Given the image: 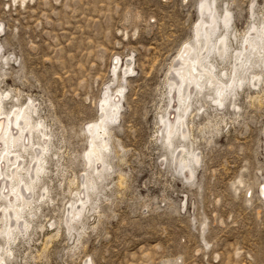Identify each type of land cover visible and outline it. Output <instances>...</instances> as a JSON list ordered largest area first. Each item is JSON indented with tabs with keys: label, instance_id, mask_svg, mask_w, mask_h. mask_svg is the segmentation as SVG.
<instances>
[{
	"label": "rangeland",
	"instance_id": "1",
	"mask_svg": "<svg viewBox=\"0 0 264 264\" xmlns=\"http://www.w3.org/2000/svg\"><path fill=\"white\" fill-rule=\"evenodd\" d=\"M202 1L0 0L3 111L32 102L50 138L49 198L9 264H264V72L259 85L236 89V108L201 97L184 118L190 137L164 142L170 66L208 20ZM215 6L218 17L230 13L232 52L264 25V0ZM219 63L229 74L231 63ZM107 89L121 98L99 182L85 158L87 126ZM183 147L191 177L177 161ZM85 174L97 181V200L69 232Z\"/></svg>",
	"mask_w": 264,
	"mask_h": 264
},
{
	"label": "bare ground",
	"instance_id": "2",
	"mask_svg": "<svg viewBox=\"0 0 264 264\" xmlns=\"http://www.w3.org/2000/svg\"><path fill=\"white\" fill-rule=\"evenodd\" d=\"M215 2L216 0L201 2L199 9L207 13L208 20L205 21L202 17L197 22L193 29L192 41L181 46L170 66L168 79L170 102L165 111L163 110L165 120H161L162 128H164V142L167 145L177 134L183 140L190 137L189 129L193 125L188 126L190 128L187 126L184 128V118L186 119L185 115L189 114L194 104L200 103L201 97L208 99L215 106H221L227 100H231L230 106L236 108L235 103H232L235 95L238 94L236 89L241 88L242 84L253 88L262 81L264 25L259 29L251 26L247 34H244L240 50L232 52L233 47H230L226 34L230 28V13L226 10L224 18L218 17ZM218 19H220V26H217ZM219 61L222 64L228 61L231 63L229 74L226 73L227 70H222L224 67L220 68ZM117 64L115 63L114 70ZM124 68V74L131 71L127 65ZM108 94L107 89L98 104L97 120L87 126L90 138L85 158L87 157L89 164H94L96 180L99 182L104 180V152L109 150L106 125L109 121L117 120L121 90H117L112 96ZM3 95L0 93V239L2 240L0 264H9L13 259V251L17 243L30 239L29 232L33 230L36 215L41 210L45 199L49 198L48 186L43 178L49 179L45 169V155L49 150L50 138L47 132L48 126H45L46 124L44 125L40 119L34 121L32 116L35 115L37 108L32 102L29 106L15 108L7 114L3 111V102L9 98L10 94ZM113 96L115 97L112 98ZM258 97L256 98L260 102ZM188 157L183 147L179 151L177 161L181 166L180 171H186V175L191 177L193 168L188 166ZM191 158L195 161L197 159L195 155ZM96 180L86 174L82 178L81 191L76 192V199L70 204L71 208L68 211L70 219L64 223L69 232L72 224L80 223L91 197L97 198ZM258 192L264 198V183ZM49 200L51 202V199ZM96 209L94 207L93 210L97 211ZM40 227L43 228V226ZM85 264L92 263L88 260Z\"/></svg>",
	"mask_w": 264,
	"mask_h": 264
}]
</instances>
